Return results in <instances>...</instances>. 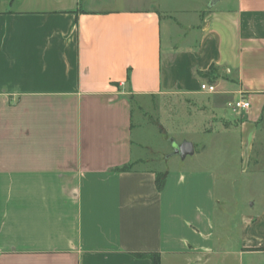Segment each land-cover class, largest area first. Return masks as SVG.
<instances>
[{
    "label": "crops",
    "instance_id": "crops-1",
    "mask_svg": "<svg viewBox=\"0 0 264 264\" xmlns=\"http://www.w3.org/2000/svg\"><path fill=\"white\" fill-rule=\"evenodd\" d=\"M169 7L0 0V264H154L151 254L264 264V210L243 213L234 239L226 225L218 233L213 170L167 168L160 190L159 170L141 166L133 106L203 107L217 135L253 150L264 130V0L184 8L180 20ZM203 82L217 86L211 100L199 97ZM240 97L250 109L222 127Z\"/></svg>",
    "mask_w": 264,
    "mask_h": 264
},
{
    "label": "rangeland",
    "instance_id": "rangeland-1",
    "mask_svg": "<svg viewBox=\"0 0 264 264\" xmlns=\"http://www.w3.org/2000/svg\"><path fill=\"white\" fill-rule=\"evenodd\" d=\"M166 1L170 10L174 11L175 19L180 20L182 13L177 11L181 9L202 11L225 6L233 0H219L214 6L210 5L211 0ZM165 23L167 20L163 18V32H166ZM211 96L205 92L199 97L211 100ZM140 105L139 100L133 102L136 125L134 140L145 160L141 166L157 168L160 173L175 167L213 170L216 177L214 192L218 233H225L220 228L226 225L229 227L226 233L237 238L243 213L258 216L264 210V149L258 146L264 144V130L255 134L254 149L245 152L241 149L238 135L219 136L215 133L219 119L208 109L199 107L193 110L190 107L187 111L179 101L168 98L149 100L143 107ZM232 114L235 119L223 120L222 127L237 126L242 122L244 112L241 115ZM172 138L179 144L185 140L192 141L195 153L185 159L173 154ZM245 153L250 154L249 161L245 159Z\"/></svg>",
    "mask_w": 264,
    "mask_h": 264
},
{
    "label": "built area",
    "instance_id": "built-area-1",
    "mask_svg": "<svg viewBox=\"0 0 264 264\" xmlns=\"http://www.w3.org/2000/svg\"><path fill=\"white\" fill-rule=\"evenodd\" d=\"M200 88L202 91L208 93H214L217 91V86L209 82L201 83ZM228 105L232 113L241 115L243 112H246L250 109L251 102L245 97H240L234 101H231Z\"/></svg>",
    "mask_w": 264,
    "mask_h": 264
},
{
    "label": "water",
    "instance_id": "water-1",
    "mask_svg": "<svg viewBox=\"0 0 264 264\" xmlns=\"http://www.w3.org/2000/svg\"><path fill=\"white\" fill-rule=\"evenodd\" d=\"M219 0H211V6H214ZM173 144V154H178L182 159H185L188 155L195 153V147L192 141L185 140L182 143H177L175 139H171Z\"/></svg>",
    "mask_w": 264,
    "mask_h": 264
},
{
    "label": "trees",
    "instance_id": "trees-1",
    "mask_svg": "<svg viewBox=\"0 0 264 264\" xmlns=\"http://www.w3.org/2000/svg\"><path fill=\"white\" fill-rule=\"evenodd\" d=\"M214 68V66L211 67V69ZM202 75H206L208 74V72L206 73H201ZM132 169V165L128 164V165H125L121 168H118V170L120 171H127V170H130ZM165 182H166V174L165 173H157V186L158 188L161 190L163 189L164 185H165ZM154 264H160V259H159V255L157 254H151L150 255Z\"/></svg>",
    "mask_w": 264,
    "mask_h": 264
}]
</instances>
